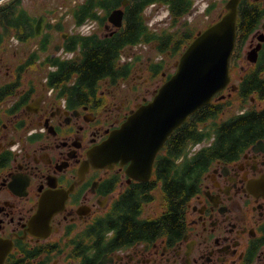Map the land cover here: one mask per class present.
<instances>
[{
	"label": "flooded vegetation",
	"instance_id": "obj_1",
	"mask_svg": "<svg viewBox=\"0 0 264 264\" xmlns=\"http://www.w3.org/2000/svg\"><path fill=\"white\" fill-rule=\"evenodd\" d=\"M111 12L71 16L77 28L94 23L91 35L64 15L46 13L39 37L40 16L0 24V264H264V0H240L229 82L174 130L151 171L106 142L176 71L175 43L111 49L91 74L87 60L120 38ZM195 129L191 155L206 160L173 225L163 184Z\"/></svg>",
	"mask_w": 264,
	"mask_h": 264
},
{
	"label": "water",
	"instance_id": "obj_2",
	"mask_svg": "<svg viewBox=\"0 0 264 264\" xmlns=\"http://www.w3.org/2000/svg\"><path fill=\"white\" fill-rule=\"evenodd\" d=\"M239 2L229 0L227 12L198 32L177 62V71L151 101L140 106L113 133L106 142L107 150L113 152L120 148L133 160L142 155L151 171L157 151L174 130L226 87L230 80V58L236 45ZM123 18V9H115L110 14V21L116 26H122ZM46 20V14L38 19L37 37L43 34ZM92 159L101 157L93 154Z\"/></svg>",
	"mask_w": 264,
	"mask_h": 264
},
{
	"label": "trees",
	"instance_id": "obj_3",
	"mask_svg": "<svg viewBox=\"0 0 264 264\" xmlns=\"http://www.w3.org/2000/svg\"><path fill=\"white\" fill-rule=\"evenodd\" d=\"M122 0H84L81 4H78L73 10V15L80 22L85 20L87 17L97 18L100 16L99 9L103 8L107 14L113 8L120 6ZM152 3L156 4H170L173 24L178 23L183 16L190 12L193 6V0H130L128 6H126V17H125V25L119 30L117 39L113 44L108 45L109 48L102 55L98 54L97 56H93L90 60L88 59V68L91 74L101 73L102 71L108 68V55L111 49L114 48H122L123 46H133L137 45L140 42H159V49L161 52L167 51L172 47L171 42L175 43L174 45V53L177 51V46H183L185 41L189 42L192 37H190V33L185 32L183 40H176L172 37V35H158L155 32H150L148 26L146 24V19L144 16V10ZM215 3H211L207 12L209 13L211 9L215 7ZM105 12V17H106ZM29 12L25 8H23L22 0H11L7 2L5 5L0 6V24L4 27L8 25L5 29H10L9 25H11L12 20H16L19 15L29 16ZM252 16L255 14L252 12ZM250 24V23H248ZM24 30H27V26L24 25ZM97 37V36H95ZM185 40V41H184ZM191 42V41H190ZM189 42V43H190ZM101 52V51H99ZM101 52V53H102ZM260 119V115L252 114L248 116L246 119H242L240 121L241 126L251 127L254 121ZM233 127L227 128V131H231ZM223 133V132H222ZM197 130L186 131L182 137V148H178L177 156L184 155V159L182 162L175 163L174 161H170L169 170H167V178L164 182V190L167 191V206L170 207V210L166 213L168 222L170 224L176 225L178 222V213L179 207L190 193L194 190L197 185L198 178L201 175V171L204 166V162L206 159L204 157L199 156H189V150L187 149L188 143L197 142ZM176 136V135H175ZM174 136V137H175ZM174 140V138H173ZM181 140V139H180ZM170 150L172 147L170 146ZM183 171L181 172V169ZM163 176L160 177L163 178ZM151 227H154L153 225Z\"/></svg>",
	"mask_w": 264,
	"mask_h": 264
},
{
	"label": "rangeland",
	"instance_id": "obj_4",
	"mask_svg": "<svg viewBox=\"0 0 264 264\" xmlns=\"http://www.w3.org/2000/svg\"><path fill=\"white\" fill-rule=\"evenodd\" d=\"M10 1L11 0H3L0 2V6L5 5L7 2ZM76 2L81 4L82 0H22V5L23 8H25L27 12L30 13L29 16L39 17L41 16L42 13H47L50 15L52 19H56L57 17L64 15L65 18L68 20L67 27L69 28V30L72 31L80 30V32H83L86 35H91L92 34L91 32L93 31L94 23L85 24V26H79L77 28L71 22L72 19L71 16H74L73 10L77 6L75 4ZM226 2L227 0H193V6L190 12L181 18L180 20L181 23H179L178 26H174L173 23L171 25V15H170L171 13L166 3L149 5L144 10V16L149 31L155 32L159 36L170 34L176 40L178 39L183 40L184 33L188 32L190 33V37L195 38L197 36V33L200 30L205 29L208 23L212 21L210 19L212 16L217 15V13L219 12L221 13L220 15L222 16L227 12L226 10L227 4H225ZM210 3H215L216 5L213 9H211L209 13H207L206 9L209 8ZM76 9L77 8H75V10ZM219 16L217 17L216 21L221 18V16L220 18ZM194 38L191 39L190 41L192 42ZM189 42L185 41V44L178 50V52H176V57L174 60L177 59L179 61L182 53L190 45ZM13 43L15 45L17 44L15 41ZM150 44L156 45V42H151L147 45L141 44L138 46H134V45L133 46L135 47L134 50L139 49V51L147 52L145 48L148 47ZM174 70L175 69H173L172 72H174ZM176 71H177V67H176ZM228 110L235 111L236 109L232 107L229 108ZM222 115L228 116L229 113ZM187 149L189 150L188 152L189 156H191V152H193L194 150L193 147L191 146V143H188Z\"/></svg>",
	"mask_w": 264,
	"mask_h": 264
}]
</instances>
